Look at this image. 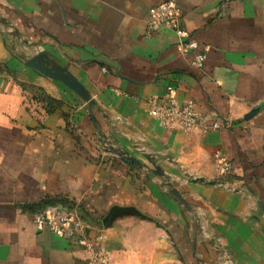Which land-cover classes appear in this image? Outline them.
<instances>
[{
    "label": "crops",
    "instance_id": "0c3cea01",
    "mask_svg": "<svg viewBox=\"0 0 264 264\" xmlns=\"http://www.w3.org/2000/svg\"><path fill=\"white\" fill-rule=\"evenodd\" d=\"M161 1L0 0V264H86L83 246L37 228L36 208L49 201L76 209L90 239L115 253L170 264L167 224L196 213L232 242L235 264H264V0H178L206 49L202 68L174 30L148 33ZM34 58L67 68L95 99L94 117L72 88L30 67ZM172 83L222 128L162 126L144 100Z\"/></svg>",
    "mask_w": 264,
    "mask_h": 264
},
{
    "label": "built area",
    "instance_id": "2783aa9c",
    "mask_svg": "<svg viewBox=\"0 0 264 264\" xmlns=\"http://www.w3.org/2000/svg\"><path fill=\"white\" fill-rule=\"evenodd\" d=\"M182 8L178 0H162L149 10L147 19L148 33L160 27L174 30L177 35V46L183 53L193 52V64L202 68L206 60V49H201L199 42L190 37L182 25ZM148 113L157 118L161 125L169 130L183 133L201 128L204 131L218 130L222 124L209 114L197 110L194 99L180 100L178 87L172 83L166 88L163 96H151L144 100ZM215 160L223 172L232 169V162L221 151L215 154ZM38 229L49 228L53 233L70 238L83 246L90 253L86 264H108L111 251L103 243V238L93 241L87 232L80 213L67 205H48L37 210L33 215Z\"/></svg>",
    "mask_w": 264,
    "mask_h": 264
},
{
    "label": "rangeland",
    "instance_id": "374dc122",
    "mask_svg": "<svg viewBox=\"0 0 264 264\" xmlns=\"http://www.w3.org/2000/svg\"><path fill=\"white\" fill-rule=\"evenodd\" d=\"M88 94H89V99H92L94 101L93 104H90L89 99H87L85 96H81L80 94L78 95L80 99L83 102H85L87 106H89V110H91L92 115L94 117L95 115L94 111L96 110L95 107L96 102L89 92ZM98 140L100 142L99 138ZM110 144L111 142L108 141L106 143L107 146L105 147L108 148L109 146L108 148L109 152L118 155L115 152H113L112 149H110L111 146ZM111 148L116 149L115 146ZM127 154L130 155V153ZM130 156L135 157L133 155ZM161 180L163 181L164 185L171 193L172 197L173 196L176 197V195L172 192V188L177 189L176 180L174 179L171 181L169 177H162ZM169 183H171L172 186H170ZM186 215L189 218L186 224L174 222L172 224H167L166 226L169 228L170 232L172 233L173 246H174V250H176V256L173 257L174 259L172 262H170V264H235V262H233V257L230 254L231 253L230 249H233V247L231 246L232 242L231 244L225 243L224 240L220 239L218 234L212 233L213 229L211 226L208 225L203 226L198 224L197 221L200 222L201 218L198 217L196 213H192V214L188 213ZM215 248H217V250H215ZM214 250L216 252H214ZM108 264H153V263L150 258H142V260H140L126 253H115L114 251H111L110 260Z\"/></svg>",
    "mask_w": 264,
    "mask_h": 264
},
{
    "label": "water",
    "instance_id": "95a60500",
    "mask_svg": "<svg viewBox=\"0 0 264 264\" xmlns=\"http://www.w3.org/2000/svg\"><path fill=\"white\" fill-rule=\"evenodd\" d=\"M39 57L43 58L44 56L42 54ZM27 64L30 67L34 68L35 70L41 72L45 76H48L50 78H53V79H56V80L63 82L65 85L72 88L75 92H77L81 96H85L87 99H89V94H88L87 89L84 87V85L79 80L74 78V76L68 72L67 68H65V67L53 68L49 65V63L47 61H45L43 59L38 60L37 58L29 60L27 62ZM89 102H90V104L94 103V101L92 99H89ZM260 109H261V106L255 107L253 110H251L248 114L245 115V118L246 119L251 118ZM110 149H112V151L115 152L116 154L120 155L121 158L129 164H141V162L137 158L128 155L127 152H122V151L114 149V148H110ZM146 156H147V158H149L153 162V158H151L148 155H146ZM153 164H155V163L153 162ZM154 166H155V169H153L154 172H156L159 175H164L163 171L160 169L159 166H156V165H154ZM196 180H203V179L202 178H196ZM169 185L172 186L171 183H169ZM172 192L176 195L177 199L183 201L184 204L186 206H188V202L186 201V199L182 196V194L176 188H172Z\"/></svg>",
    "mask_w": 264,
    "mask_h": 264
},
{
    "label": "trees",
    "instance_id": "16d2710c",
    "mask_svg": "<svg viewBox=\"0 0 264 264\" xmlns=\"http://www.w3.org/2000/svg\"><path fill=\"white\" fill-rule=\"evenodd\" d=\"M50 203H51L50 201H49L48 203H43V204L39 205V206L36 208V210H39V209H41V208H44V207L48 206Z\"/></svg>",
    "mask_w": 264,
    "mask_h": 264
}]
</instances>
